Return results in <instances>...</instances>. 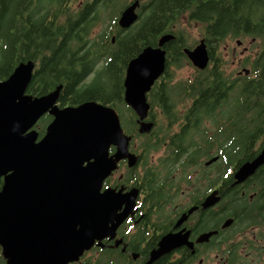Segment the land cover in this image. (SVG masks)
I'll return each mask as SVG.
<instances>
[{"label":"flooded vegetation","instance_id":"1","mask_svg":"<svg viewBox=\"0 0 264 264\" xmlns=\"http://www.w3.org/2000/svg\"><path fill=\"white\" fill-rule=\"evenodd\" d=\"M113 1L109 7L111 18L116 14L119 19L124 8L135 0H120V6L116 5L118 0H29V5L39 18L45 6L56 5L62 22L67 19L69 7L97 2L98 10L102 2ZM142 1L137 7L139 16ZM100 9L102 15L103 8ZM118 19L117 28L109 24L115 39L118 28H129L121 27ZM49 28L30 26L33 32ZM54 30L58 35L66 31L60 25ZM91 31L93 38L101 34ZM203 33L202 29L198 40L188 47L204 38L212 64L211 49ZM112 40L115 41L113 37ZM29 45L25 36H15L17 51ZM263 46L262 37L250 34L228 36L217 42L214 55L224 64L229 86H241L243 76L252 73L251 62L255 64ZM29 59L35 64L33 79L40 59L23 60ZM187 60L193 73L176 79L167 55L164 72L147 92L150 107L144 118L124 99L128 63L119 69L123 91L113 92L106 104L118 111L125 133L131 136L129 149L136 158L133 163L128 156L119 159L117 167L104 178L101 192L109 190L113 216L124 215L115 229L96 237L77 260L66 264H264V163L243 181H237L235 176L239 166L263 148L264 131L256 129L264 128V124L244 123L242 108L229 107L225 92L194 90L197 73L205 68L197 66L188 55ZM101 68L95 65V72L89 73H93L90 81ZM56 103L60 107L70 104H62L59 98ZM42 118L48 124L53 115L47 111ZM142 121L152 122V129L140 132ZM116 150L112 144L110 155ZM3 182L2 176L0 189ZM166 236L174 245L152 259V251ZM0 264H8L1 243Z\"/></svg>","mask_w":264,"mask_h":264},{"label":"water","instance_id":"2","mask_svg":"<svg viewBox=\"0 0 264 264\" xmlns=\"http://www.w3.org/2000/svg\"><path fill=\"white\" fill-rule=\"evenodd\" d=\"M139 4L135 0L124 8L118 19L121 27L138 20ZM175 36L163 33L157 45H146L127 64L124 99L141 118L150 107L147 92L166 68L165 44ZM184 51L200 68L208 66L204 38ZM34 66L32 59L21 60L0 78V243L8 264H66L121 220L124 214L113 216L109 190L101 188L119 159L128 156L133 163L136 155L115 107L96 99L60 107L56 102L63 83L43 94L27 92ZM47 111L53 119L41 134L37 123ZM152 127V122L142 121L139 131ZM112 144L117 150L110 155ZM263 163L264 146L239 166L237 181ZM173 245L164 237L151 258Z\"/></svg>","mask_w":264,"mask_h":264},{"label":"trees","instance_id":"3","mask_svg":"<svg viewBox=\"0 0 264 264\" xmlns=\"http://www.w3.org/2000/svg\"><path fill=\"white\" fill-rule=\"evenodd\" d=\"M114 3L102 2L98 10L95 9L97 2L69 7L66 21L61 22V10L54 4L45 6L42 18H39L35 17L29 0H0V78L7 77L19 60L39 58L40 66L28 86L29 92L43 94L63 83L59 96L62 104H77L88 99L109 103L113 92L123 91L118 79L119 69L146 45H156L163 33L176 35L165 44L169 65L187 59L182 47L194 43L188 42L179 21L188 13L189 19L202 24L212 59V64L197 73L198 85L194 90L225 92L229 107L242 108L244 123L264 124V46L255 64L251 62L252 73L243 76L241 86L228 85L224 64L214 55L217 42L228 36L250 34L260 36L264 41V0H143L139 19L128 29L118 28L115 41L112 40L113 31L110 32L108 27L98 38H93L91 30L97 21L111 18V15L101 18L100 7L109 8ZM122 4L120 0L116 3L117 6ZM112 17L109 24L114 23L117 28L118 16L113 14ZM39 25L50 28L35 32L30 29V26ZM57 25L66 31L56 34ZM15 36H25L30 45L17 51ZM101 59L104 62L97 76L85 83ZM47 122L45 118L38 121L41 134ZM129 123L132 124L131 120ZM256 130L262 133L264 128Z\"/></svg>","mask_w":264,"mask_h":264},{"label":"rangeland","instance_id":"4","mask_svg":"<svg viewBox=\"0 0 264 264\" xmlns=\"http://www.w3.org/2000/svg\"><path fill=\"white\" fill-rule=\"evenodd\" d=\"M74 4L76 5L77 3H74ZM111 13H112V10H110L109 8H105L103 9L101 18L103 17L107 18ZM110 20L111 18L101 19L97 21V23L92 28L93 32L100 33L107 27L109 28L108 24ZM179 23H180V27L186 32L188 42L195 43V41L198 40L200 36L199 33L202 30V24L197 21L189 19L188 13L182 15V19L181 21H179ZM227 43H229V41H227ZM103 61H104L103 59L100 60V62L97 65V69L101 68ZM187 61H188L187 59H183L181 64H178V65L172 64L174 65L173 69H174V74L176 76L175 77L176 79H180V78L184 79V77H187L193 73L194 68L192 67L190 63H187ZM92 76H93V73L87 77L86 81H90ZM128 113L129 112H127L126 114Z\"/></svg>","mask_w":264,"mask_h":264},{"label":"bare ground","instance_id":"5","mask_svg":"<svg viewBox=\"0 0 264 264\" xmlns=\"http://www.w3.org/2000/svg\"><path fill=\"white\" fill-rule=\"evenodd\" d=\"M156 121V120H155ZM162 122V121H161ZM158 123V122H157Z\"/></svg>","mask_w":264,"mask_h":264}]
</instances>
